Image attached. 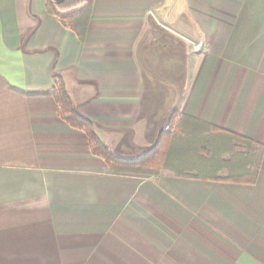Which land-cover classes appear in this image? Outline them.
<instances>
[{
	"label": "crops",
	"instance_id": "1",
	"mask_svg": "<svg viewBox=\"0 0 264 264\" xmlns=\"http://www.w3.org/2000/svg\"><path fill=\"white\" fill-rule=\"evenodd\" d=\"M48 1L0 0V264H264V157L216 180L264 146V0H93L84 40ZM56 78L123 159L178 113L168 157L202 172L94 155Z\"/></svg>",
	"mask_w": 264,
	"mask_h": 264
},
{
	"label": "trees",
	"instance_id": "2",
	"mask_svg": "<svg viewBox=\"0 0 264 264\" xmlns=\"http://www.w3.org/2000/svg\"><path fill=\"white\" fill-rule=\"evenodd\" d=\"M92 2L93 0H62L59 3L48 1V11L58 17L66 28L76 33L80 40H84ZM54 98L58 105L59 117L71 127L82 130L88 135L90 148L94 155L103 158L109 164L146 174H156L164 169L173 138L172 132L175 129L176 120L179 116L178 113L173 114L170 120V129L161 133L158 143L150 151L140 158L123 159L110 153L95 133L92 123L76 113L61 78H56ZM234 136L238 137L237 135ZM239 139L249 143L250 157L253 160L252 165L244 175L217 178L216 180L254 184L264 157V146L242 137H239Z\"/></svg>",
	"mask_w": 264,
	"mask_h": 264
},
{
	"label": "rangeland",
	"instance_id": "3",
	"mask_svg": "<svg viewBox=\"0 0 264 264\" xmlns=\"http://www.w3.org/2000/svg\"><path fill=\"white\" fill-rule=\"evenodd\" d=\"M191 148H193L192 145H187L186 146V149L184 148L185 150H183V148H182L183 152L185 154L187 153L186 154L187 156L186 155L185 156H181L179 154V158H176V156L173 155V151L172 152L170 151V156L167 159L168 164H170L169 167L171 169H173L175 171H179V172H185V171H190L191 170V171H194V172H197V173H201L202 170L194 168V165L197 162L196 161V157H198V155L195 154V151L193 153L187 151V150H190ZM246 149L247 148L240 147L239 150H238L239 152H241L240 155H245L246 154ZM231 152L234 154L235 149L232 148V151ZM232 153H230V155H232ZM184 159L186 160L185 163H184ZM240 160H242V157H240Z\"/></svg>",
	"mask_w": 264,
	"mask_h": 264
}]
</instances>
